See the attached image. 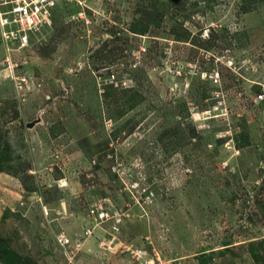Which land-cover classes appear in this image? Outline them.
Masks as SVG:
<instances>
[{
	"label": "rangeland",
	"instance_id": "374dc122",
	"mask_svg": "<svg viewBox=\"0 0 264 264\" xmlns=\"http://www.w3.org/2000/svg\"><path fill=\"white\" fill-rule=\"evenodd\" d=\"M32 40L0 30L26 264H264V0H83Z\"/></svg>",
	"mask_w": 264,
	"mask_h": 264
},
{
	"label": "built area",
	"instance_id": "2783aa9c",
	"mask_svg": "<svg viewBox=\"0 0 264 264\" xmlns=\"http://www.w3.org/2000/svg\"><path fill=\"white\" fill-rule=\"evenodd\" d=\"M72 4L82 5L83 0H0V30L3 40L7 45L12 40L19 47L28 46L33 41L32 36L36 38L42 30L52 25L56 9ZM259 97L263 98L264 93ZM138 261L141 264H170L160 257L157 261L144 262L140 257Z\"/></svg>",
	"mask_w": 264,
	"mask_h": 264
},
{
	"label": "trees",
	"instance_id": "16d2710c",
	"mask_svg": "<svg viewBox=\"0 0 264 264\" xmlns=\"http://www.w3.org/2000/svg\"><path fill=\"white\" fill-rule=\"evenodd\" d=\"M10 247L7 239L0 235V264H26L24 259ZM258 259V256L254 254ZM26 262L28 258H25ZM28 263V262H27Z\"/></svg>",
	"mask_w": 264,
	"mask_h": 264
},
{
	"label": "water",
	"instance_id": "95a60500",
	"mask_svg": "<svg viewBox=\"0 0 264 264\" xmlns=\"http://www.w3.org/2000/svg\"><path fill=\"white\" fill-rule=\"evenodd\" d=\"M34 123H35V122H31V123H29V124H30V126H32V125H34Z\"/></svg>",
	"mask_w": 264,
	"mask_h": 264
}]
</instances>
